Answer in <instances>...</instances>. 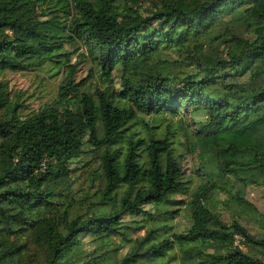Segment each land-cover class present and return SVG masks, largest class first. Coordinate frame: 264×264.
Returning <instances> with one entry per match:
<instances>
[{
  "label": "trees",
  "instance_id": "obj_1",
  "mask_svg": "<svg viewBox=\"0 0 264 264\" xmlns=\"http://www.w3.org/2000/svg\"><path fill=\"white\" fill-rule=\"evenodd\" d=\"M50 1L0 0V71L61 76L56 98L25 117L0 85V224L12 234L0 264H141L163 259L176 244L190 245L184 256L195 264H264L231 248L237 235L264 255V235L254 236L236 220L221 223L206 206L219 185L205 179L213 172L242 185L264 183V139L257 137L264 128V0H159L146 14L142 0ZM223 38L230 43L226 51ZM67 45L83 46L109 83L120 67V89L80 92L84 81L74 82ZM162 50L189 53L194 72L176 75L164 61L149 63ZM197 111L205 122L191 118L186 151L201 161L205 181L189 201V227L168 236L163 220L173 211L162 209L188 189L179 138L172 123L158 134H141L133 124L150 131L159 125L145 122L146 115L180 120ZM90 149L99 159L93 170L99 201L109 209L92 203L75 214L64 190L71 164ZM129 214L146 215L156 225L133 239L130 234L144 226L124 222ZM85 237L95 245L76 258L73 249ZM124 241L131 249L119 256ZM198 245L227 250L216 254Z\"/></svg>",
  "mask_w": 264,
  "mask_h": 264
},
{
  "label": "rangeland",
  "instance_id": "obj_2",
  "mask_svg": "<svg viewBox=\"0 0 264 264\" xmlns=\"http://www.w3.org/2000/svg\"><path fill=\"white\" fill-rule=\"evenodd\" d=\"M57 1L58 0H51L49 4H55ZM155 1L159 0H142V2H140V10L143 14L147 13L152 7V2ZM234 31L242 36H247L244 26H236ZM223 40L221 49L226 51V48L230 43L227 42L225 38H223ZM66 50L71 53L70 63H75L76 70L73 75L74 82L84 81L80 88V92L87 95H94L95 88H104L105 86H111L115 90L120 89V67H116L111 73L112 83H109L105 80L104 76H102L99 66L85 54V48L83 46L77 47L74 45H67ZM163 61L165 64L169 65L171 72L176 75H182L183 72H194L193 70L195 66L192 64V57L189 53L162 50L161 53L152 58L149 63L155 65ZM51 73L52 72H49V74H47L46 70L41 69L0 71V85L5 86L10 92L12 105L20 104L21 107L19 109V114L21 117L36 112L44 104L50 103L56 98L58 82L61 76H50ZM68 96L71 97L72 95ZM178 117L180 116L146 115L144 116L145 122H148L152 126L159 125L156 129L150 131L147 130L146 126L141 122L133 124L141 134H148L153 131L158 134L165 129L166 124L172 123L175 136L176 138H179L177 152L183 155L181 160L183 178L188 183V189L185 194H174L170 196V199L173 201L162 209V211L166 209L173 211V217L171 219L166 218L163 220V223L170 226V229L167 230L168 236L174 232H184L189 227V201L192 198L193 193L198 190L205 179H210L219 185V188L213 191L207 198L206 206L217 215V218L221 223L229 225L231 221L236 220L254 236H263L264 183H246L242 185L234 178H227L226 176L222 177L219 176L218 173L215 174L213 172H210V176H205L204 179L198 170L201 161L195 154L186 151V148L191 146V138L190 142H187V138L192 137L191 132H194L191 118L199 124H202L205 122L204 113L202 111H197L192 114V117L183 113L181 114L180 120ZM179 123H182L185 127V132L179 128ZM257 137L264 139V128L257 131ZM235 158H238V156L236 155ZM98 162V156L90 149V151L82 155L79 161L75 160V162L71 164L72 167L75 166V170L71 173L70 181L64 191L68 193L69 197L74 199L75 208L72 213L85 214L92 203L96 204L97 208H103V210L109 209V204H107V202L100 204L99 201L100 183L93 174V170L98 166ZM204 164L207 168V166H211L212 162L205 161ZM144 210L152 213L154 211L152 205L144 206ZM163 214L165 213H162L161 216H163ZM132 220L139 221L144 226L143 229L136 230L130 234L133 239L144 235L146 230H149L156 225V223L147 218L146 215L129 214L123 217L124 222ZM211 225L214 226L213 223H211ZM10 226L15 228L14 223H10ZM6 227L8 228L7 225ZM6 227L3 228V224H0V250L12 246V234L9 233ZM113 241L116 244L119 243L117 238H114ZM94 245L95 242L91 241V238L85 237L81 241V246L73 249V255L77 258L79 257V254H82L86 250H92ZM131 245L132 242H121V247L118 251L119 256H123L129 249H131ZM189 246V244H176L163 259L143 262L141 264H195L197 262L196 259H189L184 256V251L187 250ZM198 247L205 252H215L216 254H223L227 250V248L214 249L209 245H198ZM231 248H238L246 253H251L264 259L263 253L248 247L243 242V239L237 235L234 236Z\"/></svg>",
  "mask_w": 264,
  "mask_h": 264
}]
</instances>
